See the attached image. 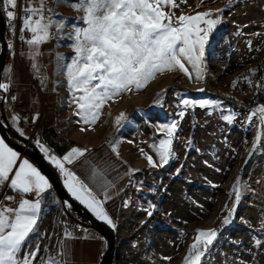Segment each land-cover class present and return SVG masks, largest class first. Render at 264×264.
Returning a JSON list of instances; mask_svg holds the SVG:
<instances>
[{
	"label": "rangeland",
	"instance_id": "374dc122",
	"mask_svg": "<svg viewBox=\"0 0 264 264\" xmlns=\"http://www.w3.org/2000/svg\"><path fill=\"white\" fill-rule=\"evenodd\" d=\"M75 2L53 0L51 5L53 22H66L61 32L56 29L55 37V79L60 85L66 75L64 65L71 63L74 55L70 47L73 40L68 39L73 25L86 26L81 19L83 13L70 6ZM176 3L175 9L164 10H171L175 17L211 12L210 18L219 17L220 22L204 46L202 79L196 78L186 61L182 62L191 78L178 69L155 76L163 86L151 94L150 114L151 119H159L160 135H151V140L159 146L168 138L161 129L176 123L173 155L167 164L150 166L134 175L113 221L115 228L109 226L115 240L113 264H184L197 232L211 230L216 236L200 264H264V124L262 114L256 111L264 107V61L257 78L264 54V0ZM4 73L3 67L0 83H5ZM184 100L195 106H185ZM200 101L209 104L199 107ZM155 103L158 111L152 107ZM258 135L260 139L253 149ZM151 157L160 164L157 156ZM60 176L64 185L65 177ZM237 178L238 202L232 192ZM61 209L50 195L42 213L48 218L51 229L47 235L51 240L31 238L21 253L39 246L33 264H44L57 250ZM229 212L230 222L223 224Z\"/></svg>",
	"mask_w": 264,
	"mask_h": 264
},
{
	"label": "snow or ice",
	"instance_id": "6c2138e0",
	"mask_svg": "<svg viewBox=\"0 0 264 264\" xmlns=\"http://www.w3.org/2000/svg\"><path fill=\"white\" fill-rule=\"evenodd\" d=\"M17 0H0V10L6 13L11 22L16 19L14 9ZM74 11L83 13L81 19L85 27L73 25V32L68 39L74 55L66 68L67 87L85 124H95L105 103L113 100L124 92L143 88L157 74L179 70L191 78V72L185 66L191 65L197 79H202L201 61L204 56V46L213 27L220 20L212 17L211 12L197 13L195 16L180 15L165 8L175 9L176 0H76L70 5ZM25 17L21 33H32L27 43L33 47V56L39 44L49 38V29L56 27L57 32L66 26L61 20L53 22L51 17H45L43 5L40 8L25 7ZM34 17H36L34 19ZM206 27H201V25ZM23 39V35H21ZM33 68H37L34 64ZM9 85L0 83V90L7 91ZM203 91V89H200ZM80 93V95H76ZM15 99V97H13ZM185 106H195L194 102L184 100ZM208 101L198 102L199 107L208 105ZM261 113V123L264 124V107L256 110ZM256 113H253V116ZM182 117L183 112L179 113ZM124 118L121 113L116 123ZM14 120L17 117H13ZM231 119V117H228ZM252 117H249L251 120ZM177 128L173 123L161 131H166L167 139L160 141L156 148L160 164L157 165L151 156H147L150 166H163L173 155L171 150L172 137ZM83 130V129H82ZM23 135V132H21ZM259 135L253 142V149ZM40 151L59 169L65 177L64 186L73 198L84 205L98 219L115 228L113 221L104 212L101 201L96 198L77 177L67 171L64 162L72 163L75 157L83 156L86 150L72 148L63 161L55 156H49L48 149L37 141ZM113 151H116L113 147ZM142 151V150H141ZM7 187L17 194L35 192L37 197L49 187L48 180L27 160L18 163V153L0 140V186ZM232 192L236 201L240 199V180L237 178ZM231 195V193H230ZM4 200L12 202L14 197L4 196ZM40 199L30 202L21 195L16 207L0 203V264H33L37 258L36 250L21 255L27 240L37 225L40 212ZM235 211L233 208L232 212ZM223 221L228 224L232 216ZM152 215V211H148ZM216 231H198L184 264H200L201 257L207 246L212 243ZM70 233L65 232V238ZM260 241H257L259 245ZM63 247V241L60 242ZM203 245V247H201ZM44 264H60L56 257H49Z\"/></svg>",
	"mask_w": 264,
	"mask_h": 264
},
{
	"label": "crops",
	"instance_id": "0c3cea01",
	"mask_svg": "<svg viewBox=\"0 0 264 264\" xmlns=\"http://www.w3.org/2000/svg\"><path fill=\"white\" fill-rule=\"evenodd\" d=\"M52 2L53 0H20V5L23 8L28 6L40 8L42 4L45 17H51L53 21L50 5ZM31 36L30 32L29 37L23 41V47L18 53L19 61L12 59L8 65L3 66L5 73L2 78L5 83L9 82L12 100L8 103L6 98L2 97V113L11 127L23 133L24 129L19 126V119L23 115L27 120L40 117L44 127L42 140L57 158L61 156L64 158L72 148L86 150L83 156L75 157L72 163H65L92 193H100V197L96 198L101 201L104 212L114 221L119 214L125 195L129 192L128 187L132 184L134 175L139 174V170L150 168L147 156H157L159 159L156 151L158 146L155 140H151V135H160V124L159 119H151L150 98L151 94L160 91L163 86L162 80L154 79L139 90L124 92L113 100L107 101L96 123L85 124L81 116L76 114L79 109L67 87L66 75L61 85L55 79L56 34L39 44L36 48L37 54L34 56L33 47L27 43ZM34 64L37 66L35 69ZM31 77L35 79V83L31 81ZM58 95L63 98L61 108L63 119L72 121V123H66L59 134L55 133L51 127L55 99ZM157 105L155 103L152 106L156 111L159 108ZM121 113L124 114V118L117 124L116 119ZM13 117L17 119L14 120ZM113 147L116 151H113ZM23 160H27L39 171L30 158L18 153V163ZM155 163L158 165V162ZM58 173L60 176L59 171ZM1 188L2 186L0 191ZM23 195H25L24 199L30 202L40 199L41 210L36 229L30 234L28 240L36 238L50 241V235L47 234L51 227L48 218L42 213L48 197L54 195L50 186L40 197H37L35 192ZM55 199L57 200L56 197ZM2 203L9 205L7 200ZM17 205L18 203L10 206ZM60 211L58 219L60 229L57 227L56 249L61 252L62 264H98L105 247V240L94 230L76 221L65 220L62 216L63 209ZM62 222L73 223L76 227L69 238H65V232L62 233L65 231L61 229ZM61 241H63V247H61ZM47 244L51 245L49 242ZM87 247L88 253H86Z\"/></svg>",
	"mask_w": 264,
	"mask_h": 264
},
{
	"label": "water",
	"instance_id": "95a60500",
	"mask_svg": "<svg viewBox=\"0 0 264 264\" xmlns=\"http://www.w3.org/2000/svg\"><path fill=\"white\" fill-rule=\"evenodd\" d=\"M6 45L3 38V18L0 11V76L5 59ZM2 93L0 90V138L12 149L30 158L43 176L48 180L49 186L63 211L70 215L77 223L97 232L104 240L105 247L98 264H113L114 234L112 229L97 219L84 205L75 200L61 182L58 171H55L50 160L39 151L27 137L11 127L1 110ZM53 165V164H52ZM57 169V168H56Z\"/></svg>",
	"mask_w": 264,
	"mask_h": 264
},
{
	"label": "built area",
	"instance_id": "2783aa9c",
	"mask_svg": "<svg viewBox=\"0 0 264 264\" xmlns=\"http://www.w3.org/2000/svg\"><path fill=\"white\" fill-rule=\"evenodd\" d=\"M52 5V3L50 4ZM23 7L20 5V0H17V6L14 9L16 13V19L11 22V26L9 24V20L6 16V13L2 10V18H3V38L6 45V53H5V59L3 62V66L8 65L12 59H15L17 62L18 59V53L23 47V41L29 37L30 32L25 31L24 33H21L20 29L23 27V19L25 17ZM56 34V28L51 27L49 29V37H53ZM21 35H23V39H21ZM28 76L30 77V73H28ZM31 81L35 83V79L31 77ZM6 84L9 85V82L7 81ZM2 97L4 96L8 103L11 102V93L10 89L8 87L7 91L2 90ZM63 105V98L61 95H58L55 99L54 104V110H53V122L51 124V127L53 131L57 134L61 133L63 126H65L66 123H72V121H65L62 117L61 108ZM19 126L24 129V135L27 137V139L35 145V147L40 151L39 146L37 145V141H39L40 144H45L42 140V132L44 127L41 124L40 117H37L33 120H27L25 118V115H23L22 118L19 119ZM62 160V156L60 157ZM65 163V162H64ZM68 166V165H67ZM59 171V169H57ZM83 184V183H82ZM97 198L100 197V193H92ZM21 195L23 194H17L13 191H11L9 188L6 187V184L2 186L0 191V203L4 201V196H12L14 197V200L12 202L8 203L10 205H16L19 200L21 199ZM25 195H23V198ZM75 225L70 222L61 223V229L67 230L70 234L75 230ZM53 257H56L60 264H62V256L60 250H56L53 253Z\"/></svg>",
	"mask_w": 264,
	"mask_h": 264
},
{
	"label": "trees",
	"instance_id": "16d2710c",
	"mask_svg": "<svg viewBox=\"0 0 264 264\" xmlns=\"http://www.w3.org/2000/svg\"><path fill=\"white\" fill-rule=\"evenodd\" d=\"M263 61H264V54L262 55L261 60H260V63H259V65H258V67H257V78L260 77V72H261V69H262V63H263ZM50 165H51V167H52L55 171H57V170H56V167H55L54 165H52V164H50ZM62 216H63V218H64L65 220L67 219V220L74 221V220L71 218V216L68 215V214H66L65 212L62 213Z\"/></svg>",
	"mask_w": 264,
	"mask_h": 264
},
{
	"label": "bare ground",
	"instance_id": "6f19581e",
	"mask_svg": "<svg viewBox=\"0 0 264 264\" xmlns=\"http://www.w3.org/2000/svg\"><path fill=\"white\" fill-rule=\"evenodd\" d=\"M155 79H158V78H155ZM45 148H47L46 146H45V144H42ZM48 149V148H47ZM48 154H49V156H55L54 155V153H52L49 149H48ZM56 157V156H55ZM57 158V157H56ZM57 159H59V160H61V161H63L61 158H57ZM64 166H65V168H66V170L67 171H69V172H71L72 174H74L69 168H68V166H67V164L66 163H64ZM75 175V174H74ZM76 176V175H75ZM77 177V176H76ZM77 179L80 181V179L77 177ZM81 182V181H80Z\"/></svg>",
	"mask_w": 264,
	"mask_h": 264
}]
</instances>
